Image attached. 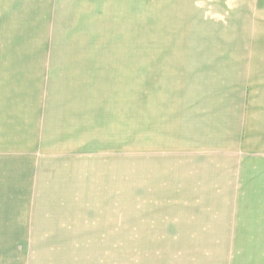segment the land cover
<instances>
[{
	"label": "rangeland",
	"instance_id": "374dc122",
	"mask_svg": "<svg viewBox=\"0 0 264 264\" xmlns=\"http://www.w3.org/2000/svg\"><path fill=\"white\" fill-rule=\"evenodd\" d=\"M248 58L264 0H0V251L264 264V156L178 131Z\"/></svg>",
	"mask_w": 264,
	"mask_h": 264
},
{
	"label": "crops",
	"instance_id": "0c3cea01",
	"mask_svg": "<svg viewBox=\"0 0 264 264\" xmlns=\"http://www.w3.org/2000/svg\"><path fill=\"white\" fill-rule=\"evenodd\" d=\"M229 1L231 0H227V2ZM234 61H236L234 66H229V68L223 69L222 67L227 66L218 65L219 68L216 72L210 69L211 79L206 83L220 84L217 97H206L207 94H205L202 99L204 109L199 108L195 101L192 112L187 111L184 118L180 116L181 111L178 113L179 124L185 122V125L188 126L178 128L181 140L183 137L187 139L185 146L182 147L180 144V148L191 155L208 154L224 159V162L225 159H233L234 161L241 156H254L253 153H258L255 156H264V62L260 64L257 60L249 58ZM197 66L204 67L203 70L206 71L215 65L202 64ZM254 99L258 101L255 102ZM254 103H258L259 106L253 107ZM230 132L235 134V140H233L232 134L227 137ZM169 255L171 256L151 258L162 259L161 262H157L158 264L194 263L185 261V257ZM134 257L138 256L132 254V256L125 258L130 260ZM106 258V254L99 252L75 254L51 251H0V264H39L36 261L38 259L47 260L43 264H106ZM108 258L121 259L123 257L118 255L108 256ZM172 258L179 260L169 261ZM190 258L194 257H187V259ZM27 259L30 260L27 261ZM113 264H121V262Z\"/></svg>",
	"mask_w": 264,
	"mask_h": 264
}]
</instances>
